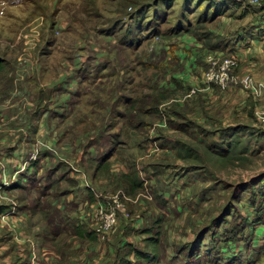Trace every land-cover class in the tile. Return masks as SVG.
<instances>
[{"label": "rangeland", "instance_id": "rangeland-1", "mask_svg": "<svg viewBox=\"0 0 264 264\" xmlns=\"http://www.w3.org/2000/svg\"><path fill=\"white\" fill-rule=\"evenodd\" d=\"M215 1L0 0V264H119L130 247L152 251L149 226L161 264H220L244 248L264 264V0ZM188 21L191 31H172ZM88 53L110 68L73 96L60 86H77ZM121 130L147 146L127 138L94 178V154ZM42 153L93 199L5 186ZM123 172L142 187L132 192ZM61 213L96 239L47 233Z\"/></svg>", "mask_w": 264, "mask_h": 264}, {"label": "trees", "instance_id": "trees-1", "mask_svg": "<svg viewBox=\"0 0 264 264\" xmlns=\"http://www.w3.org/2000/svg\"><path fill=\"white\" fill-rule=\"evenodd\" d=\"M216 2H217V4H215ZM221 2L222 1H218V0L215 1V3H213V5H211L212 9L213 8L217 9L218 4H220ZM182 5L184 6V3ZM193 8L194 7H189L188 12L192 11ZM207 13H208V11L206 12V14ZM193 14L195 16V13H193ZM216 14H220V13L217 12ZM210 16L213 17L214 16L213 13H211ZM184 19H186V18H184ZM194 19H196V17H194ZM193 22L194 21L189 23V21H188L189 24L187 23V25H184V23L181 24L180 26L176 25V27H174V28L172 27V31L173 32H182V31L189 32L193 28L192 27ZM127 36H128L127 34L124 36V39H123L124 45H127L128 40H129L128 41L129 43L139 44L138 43L139 39H137V41H136L135 37H130V36L127 37ZM1 58L2 57L0 56V68H1V64H2ZM109 68H110V59L108 57H106L104 55H97L95 53H88V54L83 56L81 63L80 64L78 63V65L75 66V68H74V74H75V76L77 78V82H78L75 90L71 92L70 86H67V85H64V86L62 85L60 87H62L64 90L70 91V93L73 96H76V95L80 94V90H81L82 85L93 84L94 82H98L102 78V76H104L106 74V72ZM127 98H130V97H127ZM126 101H128V100H126ZM65 109L66 108H64L63 112L60 109H54V111L56 113H58L57 115H61V116L66 115L64 117H67L68 115L65 113ZM139 110H144L147 112H151L153 114L159 112V110L156 108L155 105L153 107L148 106V108H147V106L143 107V108H139ZM40 111H41V109H40ZM115 116L117 118H122V120H123L127 116V112H126V110H122V111L119 110L118 115H115ZM129 120H130V123L133 125V127H135V130L141 131V127L146 126V124H147V122L145 120H141V119L136 120V117L134 114L132 117H129ZM119 122H121V121H119ZM177 124L182 126L181 121L177 122ZM120 132L121 133H119V135L117 133L115 135H114V133H112V134L110 133L111 138L107 141L106 146L103 147L101 151L94 154L93 161L95 163L94 164L95 168H94L93 174H92L94 178L98 177L100 174H103L105 171H108L110 169V166L112 163L111 160L115 156L118 155V153H119L118 151H119V149H121L120 145L124 144V142L127 143L128 139L132 138L131 139L132 144L130 145L131 147H133L132 149H135L136 146L143 148V146H147V144H148V143H145L147 139L146 140L143 139V142H140L139 138L133 139V136H131V138H128V136L123 133V130H121ZM172 142H170L169 145L174 144ZM172 146L175 147L176 144H174ZM47 152H51V151L47 148L46 153ZM44 154L45 153H42V155L40 157L37 156L33 161H31V163L28 166H26L24 168L25 170L23 171L22 174L19 175L18 178L11 180V183L5 184V186L7 185L9 189H14V188H19V187H25V188L28 187V188H32V189L37 188V190L42 194H45V193L47 194L50 189L56 190V189H58V187L61 186L63 188L61 191L62 193L65 192V193L71 194V193L75 192V194H78L77 191H83L84 193H86V191H87L88 195L93 199V196H94L93 186H91L90 184L80 186L76 182L75 179L72 180L70 177H68L66 175V172L68 171V169H67V171L63 170L62 171L63 173H61V172L58 173V170L59 171L62 170L60 168H64V166H67L62 161L56 162L54 166L45 168L43 171H41L40 168H41V164L43 163L42 158L44 157ZM123 177H124V179L128 180L127 182L130 185V189L132 190V192H135L138 188H141L143 185L142 184L143 180L141 178L135 179V178H133V176L128 175L126 172H123ZM6 208H7L6 206H1L0 212H4ZM8 211L9 210H7V212ZM58 216L59 217H55V219L53 221H51V223L48 226H46L48 228L47 233L52 232V233H56V234H65L66 235V234H71V232H74L75 235H78L80 237L96 239V237H97L96 231H95V229H92V227L87 226L86 224H84L80 221L78 222L77 219L68 218L65 216L64 213H61ZM153 230H154V228H152L151 226L146 227L144 229L145 232L149 233V236L147 237V242L150 246L153 247L152 251L145 250V249H139L135 246L130 247L129 251H127V253H126V256L124 257V259H122L120 261L119 264H133L132 261L128 257V254H131L130 253L131 251L135 253V256L139 262L138 264H142L141 263L142 261H146V263H149V264H151V263L161 264L160 262H158V260H160V258L158 256L159 252H158V248H157L160 237H159V234L156 236H154L153 234L151 235L150 233ZM128 245H133V244L129 243ZM217 246L220 247V245H217ZM190 247H192V246H190ZM194 248L197 249L198 245L194 246ZM222 248L223 247H220L219 250H217V248L214 246L212 248L207 249L206 254L208 256H211L212 252L217 250L218 254H217L216 259H218L219 256L222 254V252L224 253V250ZM182 250H183V248L181 249V251ZM192 250H194V249H192ZM191 252L192 251H187V255L190 254ZM243 252L246 254V251L243 250L242 253L241 252L236 253V254L229 256V257L226 255V256H224L225 261H221L219 259V262H220V264H253V263L255 264L256 260L251 259V258H249V259L245 258V254ZM258 253L259 254L257 256L259 258V257H261L262 253H260V252H258ZM192 256H187L186 259H189ZM227 257H228V259H227ZM212 258H214V259H211V260L214 261L215 256H213ZM194 263H196V262L191 263V260H189V264H194Z\"/></svg>", "mask_w": 264, "mask_h": 264}, {"label": "built area", "instance_id": "built-area-1", "mask_svg": "<svg viewBox=\"0 0 264 264\" xmlns=\"http://www.w3.org/2000/svg\"><path fill=\"white\" fill-rule=\"evenodd\" d=\"M116 221V216H115V213H109L107 216H106V219L104 220L103 222V225L104 226H114V223Z\"/></svg>", "mask_w": 264, "mask_h": 264}, {"label": "crops", "instance_id": "crops-1", "mask_svg": "<svg viewBox=\"0 0 264 264\" xmlns=\"http://www.w3.org/2000/svg\"><path fill=\"white\" fill-rule=\"evenodd\" d=\"M75 88H76V86L74 87V85L72 84V86H70L71 92L74 91ZM70 94H71V93H70ZM170 146L172 147V145H170ZM49 150H50V149H49ZM57 162H61V161H57ZM48 167H51V166H48ZM48 167H47V168H48ZM45 168H46V166H44L43 163H42V164H41V168H40V170L43 171ZM46 182H47V181H46ZM10 183H11V178H10L5 184H10ZM81 185H82V184H81ZM81 185H80V186H81ZM83 185H85V184L83 183ZM13 210H14V209H13ZM10 211H12V209H11V210L9 209L8 212H10ZM10 213H11V212H10ZM245 249H246V248H244V249H242V250H240L239 252H236V253H240L241 251H243V250H245ZM251 259H255V260H256V258H255V257L253 258L252 256H251Z\"/></svg>", "mask_w": 264, "mask_h": 264}]
</instances>
